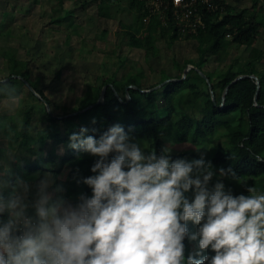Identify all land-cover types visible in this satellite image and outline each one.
Wrapping results in <instances>:
<instances>
[{"label": "clouds", "instance_id": "obj_1", "mask_svg": "<svg viewBox=\"0 0 264 264\" xmlns=\"http://www.w3.org/2000/svg\"><path fill=\"white\" fill-rule=\"evenodd\" d=\"M0 97V264H264V187L215 165L207 149L189 159L120 122L81 125L57 149L58 157L73 150L72 166L57 171L42 143L24 144L25 93L7 73ZM85 156L90 174L77 163ZM253 156L264 162V153Z\"/></svg>", "mask_w": 264, "mask_h": 264}, {"label": "trees", "instance_id": "obj_2", "mask_svg": "<svg viewBox=\"0 0 264 264\" xmlns=\"http://www.w3.org/2000/svg\"><path fill=\"white\" fill-rule=\"evenodd\" d=\"M56 1L57 4L50 9L51 22L57 23L59 27L63 23L70 26L74 24L76 16H73V9L77 6L85 8L92 3L97 5L100 17H119L122 31L120 49L123 50L118 53L113 71L99 74L92 81L87 78L88 89L74 105L69 106L51 98L42 85L43 77L33 75L30 67L32 50L28 49L23 55L18 47L7 46L3 52L4 66L0 68V75L7 73L9 81L25 93L27 105L23 109L24 128L20 133L25 145L29 142L42 143L41 151L46 150L48 153L43 159L46 162H56L59 159V171L65 166H72L68 162L74 159L71 149L65 156H57L59 146L67 144L70 131L79 130L81 125L98 127L103 131L108 125L120 122L126 130L131 129L135 137L157 149L168 141L179 146L189 145L185 151L174 153L189 159L198 157L197 148L206 149L213 145L208 158L215 165H231L238 175L250 178L248 184L264 187V162H257L253 156V153H264V68L258 66L264 62V48L251 45L264 28V8L261 14L251 11H257L259 0H254L250 8L239 11L227 0H212L213 8H207L199 0L197 8L204 24L191 34L181 33L179 21L172 13V0H159L164 1L159 8L151 5V0H126V7L123 3L116 4L115 0H84L71 10L64 7L67 0ZM166 4L169 6L167 9ZM125 13L129 14L130 22L122 19ZM95 24L102 29V38L105 40L109 26L100 19ZM183 38L196 41L194 51L197 57L181 64L173 59L177 73L168 74L164 69L161 71V79L146 87L143 82L146 77L144 69L138 68L136 62L129 60L123 47L140 49L145 56L150 57L155 54L159 41L172 47ZM33 46L38 49V39L34 40ZM242 46L249 47L243 61L236 57L227 68L217 67L213 71L204 69L209 61L226 62L232 50ZM128 62H131L130 66H127ZM190 65L193 67L188 68ZM121 68L127 71L119 77ZM246 74L258 76L259 87L257 79L250 76L232 83L237 77ZM28 83L40 93L42 99L34 96ZM104 86L107 88L105 97L101 100ZM228 86L230 87L223 100ZM148 89L151 90L145 91ZM189 95L193 97V103L197 107L189 103ZM160 100L164 104L159 103ZM167 103H170L171 112L165 115L168 111L165 109ZM47 105L50 106V111ZM88 106L91 107L84 110ZM94 116L97 118L96 125L91 123ZM34 118L43 120L46 127L29 132L27 125ZM23 159L29 172L40 167L39 162L30 157ZM77 163L85 174H90L88 166L92 163L91 157L85 156L84 160ZM17 170L19 171L18 168ZM226 184L231 185L237 193L245 191L235 180L226 179Z\"/></svg>", "mask_w": 264, "mask_h": 264}, {"label": "rangeland", "instance_id": "obj_3", "mask_svg": "<svg viewBox=\"0 0 264 264\" xmlns=\"http://www.w3.org/2000/svg\"><path fill=\"white\" fill-rule=\"evenodd\" d=\"M83 1L67 0L64 7L71 10L75 5H81ZM253 1L227 0L235 6L237 11L250 8ZM56 2V0H0V68L4 66L3 52L7 46L18 47L23 55L28 49L32 50L30 67L33 75L43 77L42 85L51 98L57 99L62 104L72 106L88 89L87 78L92 81L99 74H109L113 71L118 53L123 50L120 49L122 31L119 17L112 19L100 17L97 5L94 3L85 8L77 6L73 9V16H76L74 24L70 26L63 23L59 27L57 23L51 22L52 12L50 9L57 4ZM115 3H123L124 7L127 6L126 0H115ZM263 8L264 0H259L257 11L252 9L251 11L261 14ZM127 13L122 19L130 22L131 19ZM98 19L109 26L108 36L105 40L102 38V29L95 24ZM35 39L39 40L38 49L33 46ZM194 44H196L195 40L183 38L175 42L172 47H167L164 42L159 41L156 45L155 54L150 57L145 56L144 51L140 49L123 48L124 54L128 55L129 60L136 62L138 68L144 69L146 77L143 82L147 87L161 79V71L164 69L168 74L177 73V69L173 66V59L181 64L187 59L197 57ZM251 45L264 48V28L261 29L258 38ZM248 48L247 46L234 48L226 62L209 61L204 69L213 71L217 67L219 69L227 68L236 57L243 61L248 53ZM130 65L131 62H128L127 66ZM258 66L264 68V62L259 63ZM125 71L127 70L121 68L118 76L120 77ZM187 98L191 105L197 107L193 103L191 95ZM159 103L164 104L161 100ZM26 105L27 100L17 114V118L23 123V128L25 119L23 109ZM165 109L168 110L165 115L170 114V103H167ZM34 116L38 117V114ZM45 127V122L43 120L38 121V118H34L27 125V128H31V130H43ZM172 144L174 145V153L189 148V145L179 146L175 145L174 142ZM206 149H209L206 151L208 158L213 145H209Z\"/></svg>", "mask_w": 264, "mask_h": 264}, {"label": "built area", "instance_id": "obj_4", "mask_svg": "<svg viewBox=\"0 0 264 264\" xmlns=\"http://www.w3.org/2000/svg\"><path fill=\"white\" fill-rule=\"evenodd\" d=\"M202 3L206 4L207 8H213L214 4L212 0H201ZM197 3L199 0H180L177 4L176 0H172V13L173 16L179 21L180 31L182 34L195 32L196 28L204 24L201 13L198 12ZM151 5L159 8L160 5L164 4V1L151 0ZM166 4V9L168 8Z\"/></svg>", "mask_w": 264, "mask_h": 264}, {"label": "water", "instance_id": "obj_5", "mask_svg": "<svg viewBox=\"0 0 264 264\" xmlns=\"http://www.w3.org/2000/svg\"><path fill=\"white\" fill-rule=\"evenodd\" d=\"M192 67H193V66L190 65L188 68H192ZM247 76H250V77H252V78H256V79H257V82H258V84H259V78H258V76L254 75V74L241 75V76L237 77L236 79H234V80L232 81V83H234V82L237 81L238 79H241V78H244V77H247ZM164 83H165V82H164ZM232 83H231V84H232ZM231 84H230V85H231ZM28 85H29V83H28ZM29 86H30L31 90L33 91L34 89L31 87V85H29ZM159 86H161V85H159ZM159 86H157V87H159ZM229 87H230V86H228V87L225 89V91H224L223 100H225V94L227 93ZM106 88H107V86H104L103 89H102L101 97H100L101 100H103L104 97H105ZM210 88H211V87H210ZM211 89H212V88H211ZM149 90H151V89H148V90H145V91H149ZM99 101H100V100H99ZM90 107H91V106H88V107L85 108L84 110H87V109L90 108ZM47 109H48V111L51 110L49 105H47ZM76 113H77V112H76Z\"/></svg>", "mask_w": 264, "mask_h": 264}]
</instances>
